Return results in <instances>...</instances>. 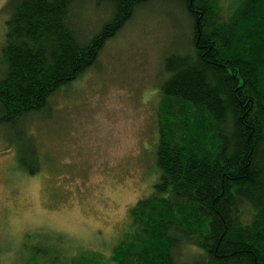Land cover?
Instances as JSON below:
<instances>
[{
	"label": "trees",
	"instance_id": "16d2710c",
	"mask_svg": "<svg viewBox=\"0 0 264 264\" xmlns=\"http://www.w3.org/2000/svg\"><path fill=\"white\" fill-rule=\"evenodd\" d=\"M84 1L85 10L103 11L87 31ZM151 1L8 0L0 129L24 132L19 123L45 112L55 94L94 67ZM165 1L189 17L190 50L161 62L152 150L159 179L131 206L112 264H264V0ZM19 157L21 169L38 173L30 152ZM242 208L252 211L250 221ZM50 236V243L24 241L0 264H88L84 253L60 259L54 245L62 236ZM182 248L190 250L185 260L175 256ZM94 257L104 264L103 254Z\"/></svg>",
	"mask_w": 264,
	"mask_h": 264
},
{
	"label": "rangeland",
	"instance_id": "374dc122",
	"mask_svg": "<svg viewBox=\"0 0 264 264\" xmlns=\"http://www.w3.org/2000/svg\"><path fill=\"white\" fill-rule=\"evenodd\" d=\"M7 3L0 0V62ZM82 3L87 31L103 11L93 4L85 10L88 1ZM190 34L179 3L153 0L107 43L94 67L51 98L45 112L19 123L24 132L0 129V256L17 253L26 240L50 243V235L59 234L54 249L60 259L84 253L88 264H96L94 255L101 253V261L112 264L131 206L159 179L153 149L161 62L189 51ZM21 151L30 152L29 167L39 168L37 174L21 169ZM251 212L242 208L241 218L250 221ZM182 252L175 256L185 260L190 250Z\"/></svg>",
	"mask_w": 264,
	"mask_h": 264
}]
</instances>
